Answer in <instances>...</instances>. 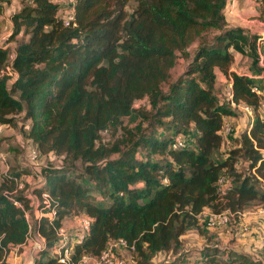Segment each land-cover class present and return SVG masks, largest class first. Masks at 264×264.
Returning a JSON list of instances; mask_svg holds the SVG:
<instances>
[{
	"label": "trees",
	"instance_id": "obj_1",
	"mask_svg": "<svg viewBox=\"0 0 264 264\" xmlns=\"http://www.w3.org/2000/svg\"><path fill=\"white\" fill-rule=\"evenodd\" d=\"M0 1L2 14L10 0ZM227 1L76 0L74 25L65 26L53 0H19L8 42L19 34L25 40L0 46V125L20 123L38 153L61 165L42 167L35 187L20 189L16 170L2 176L0 264L26 242L32 211V231L46 240L33 264H61L58 230L66 217L81 216L91 227L73 246L75 264L121 239L135 245L136 264H154L162 253L175 254L165 264H264V249L260 257L230 252L227 259L209 246L195 259L183 252V236L200 230L206 210L264 208V96L253 90H264V73L231 70L232 51L259 62L264 35L228 26ZM211 31L218 33L208 41ZM179 55L189 62L172 81ZM7 66L13 82L1 75ZM218 73L232 79L234 103L255 115L225 153L221 131L235 113L217 95ZM144 99L149 110L135 108ZM106 131L113 141H102ZM179 138L183 146L174 148Z\"/></svg>",
	"mask_w": 264,
	"mask_h": 264
},
{
	"label": "rangeland",
	"instance_id": "obj_2",
	"mask_svg": "<svg viewBox=\"0 0 264 264\" xmlns=\"http://www.w3.org/2000/svg\"><path fill=\"white\" fill-rule=\"evenodd\" d=\"M2 6L4 11L0 14V46L6 49H13L19 42L25 40V38L23 35L19 34L12 42H8L12 35V27H9L10 19L8 20L4 17L6 14H9L11 17L22 5L19 0H10L9 4H3ZM229 11H233V14ZM226 15L228 19L227 24L230 25V27H240L249 33L260 30L264 32V2L261 0H248V2L242 0H228ZM2 16L4 20H2ZM217 33V31H211L205 34L204 37H206V40L210 41ZM259 42L260 58L257 64H255L254 59L248 53L240 54L232 51L234 56L232 69L235 70L236 73L253 75L254 71L258 70L264 73V46ZM198 45V42H196L189 47L188 52L190 55H193ZM188 62L189 61L183 56L179 55L176 67L172 70V81L184 72ZM220 79L219 76L217 80V95L219 98L221 92L227 85L226 77L222 80ZM261 79L264 80V76ZM260 93L263 94L264 90L260 91ZM143 107L149 110L146 99L135 103V108L140 109ZM229 108L235 113V116L231 117L233 120H230V122L227 121L225 125L228 124L232 127L233 134H228L226 130L222 129L221 134L224 140V145L222 146L223 153H225L227 149H230V147L236 145L235 139L238 137L239 131L245 129L244 126L248 125L254 117L253 112L248 113L247 110L241 107H233L230 105ZM260 112L262 116H264V101ZM140 121L141 119L138 120V122ZM124 123L130 125V127H134L135 125L134 123L129 124L128 119H125ZM102 141H113L112 132H103ZM35 148L36 147L31 141H27L23 137L20 123L0 125V150L6 156L7 165L9 169L16 170L18 173L22 174V182L29 187L40 185V179H37V177L40 176L42 167L47 165H61V159L53 154L42 155L38 153L36 159L31 158L30 152ZM239 165V168H242V170L248 167V164L244 162H240ZM37 180L38 182H36ZM228 182V179H223V181L219 183L218 188L224 190ZM36 216L37 213H34V211L29 213L32 223H35ZM66 218H70L71 220L67 225H63V229L68 232L69 238H73L72 233L77 226L76 222L75 220L73 222L72 217ZM200 227V230L193 229L188 231L183 238V252L189 255L190 258L199 257L201 250L206 246L217 248L221 251V257L225 259H227V255L230 252H242L253 257H260L264 249V208L258 203H254L242 214L235 215L229 218L227 222L222 221L221 223H219L218 220H214L211 213L206 210V214L200 217ZM174 258L175 254L173 253H162L154 259V264H165L166 261H170Z\"/></svg>",
	"mask_w": 264,
	"mask_h": 264
},
{
	"label": "built area",
	"instance_id": "obj_3",
	"mask_svg": "<svg viewBox=\"0 0 264 264\" xmlns=\"http://www.w3.org/2000/svg\"><path fill=\"white\" fill-rule=\"evenodd\" d=\"M56 2V0H53ZM76 4V0H65L64 6L61 12V19L64 21L65 26L74 25V6ZM7 13V12H6ZM9 19L10 15L7 14ZM10 24H11V20ZM11 26V25H10ZM6 49V48H4ZM1 75L8 76L10 78V82H13L17 75L13 72L10 66H7L3 71H1ZM232 79H230V82ZM227 83V86L221 92V100L227 101L233 107H241L248 111V113H252L253 109L249 106L244 104L236 105L233 101V88L231 83ZM253 90L257 93H260V90L257 87H254ZM226 123V122H225ZM224 130L228 132V134L233 133V129L228 124L223 127ZM183 146V141L179 138L174 148H178ZM30 156L33 159L38 157L37 149H32L30 152ZM9 171V167L7 165V159L5 154L0 150V181L3 175H6ZM223 179L220 181V183ZM19 188L23 187V182H18ZM229 188V184L226 186L225 189ZM224 189V190H225ZM224 190H220L221 192ZM43 199L45 202H49V197L44 194ZM211 213V212H210ZM240 215V213H238ZM212 218L214 220H218L219 223L222 221H228L229 218L235 216V214L231 213L230 211H225L221 214H212ZM26 217L29 222V229L30 233L27 240L31 241V247L33 253L35 254L38 251H41L46 248V240L39 234L33 233L32 231V221L30 220L29 214H26ZM91 227V220L88 217H83L77 222V226L72 233L73 238L68 237V232L63 229L58 230V235L61 238L59 247L54 249V253L59 259L61 264H75L71 260V256L73 254V246L75 243H82L85 238L88 236ZM78 264H136V248L134 244H129L127 241L121 239L118 241H111L106 249L97 257H84L82 261Z\"/></svg>",
	"mask_w": 264,
	"mask_h": 264
},
{
	"label": "crops",
	"instance_id": "obj_4",
	"mask_svg": "<svg viewBox=\"0 0 264 264\" xmlns=\"http://www.w3.org/2000/svg\"><path fill=\"white\" fill-rule=\"evenodd\" d=\"M242 1L248 2V0H242ZM56 3L58 5H60L61 7H63L64 6V3H65V0H56ZM229 12L231 14H233V11H229ZM225 17H226V20L228 21L227 15H226V10H225ZM4 18H7L9 20L7 14H6V16ZM2 20H4L3 19V16H2ZM228 26H230V25H228ZM9 27H10V21H9ZM255 33H259L260 35H264L263 34L264 33L263 30L257 31ZM259 43H261L264 46V40L260 41ZM259 51H260V46H259ZM232 71L236 72L233 69H232ZM219 76L221 78L220 80H222L223 78H225V76L222 75V74H220V73H218V78H219ZM226 82H227V78H226ZM263 96H264V93H263ZM254 119H255V115H254V117H253V119H252L251 122H253ZM230 120H233V119L231 117H225V121L226 122L227 121L230 122ZM247 127H248L247 125L244 126V128H247ZM22 179H23V177L20 178L21 181H22ZM36 182H38V180ZM34 203H35V201L32 202V204H34ZM205 214H206V212L203 215H205ZM81 218H83V216L73 218V222L75 220L76 225H77L78 220H80ZM70 220H71L70 218L69 219L68 218H65L63 220V225H67L70 222ZM63 228H64V226H63ZM183 238H184V236H183ZM195 258L196 257H192L191 259H195ZM6 261H7V264H33V262H34V253H33L32 247H31V241L30 240H26V242L24 244H22V245L12 246L10 248V251H9L8 255H7V260Z\"/></svg>",
	"mask_w": 264,
	"mask_h": 264
}]
</instances>
